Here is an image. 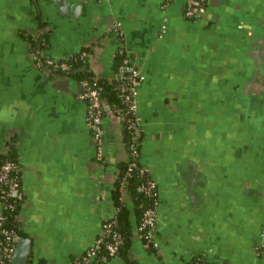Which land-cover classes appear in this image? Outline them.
I'll list each match as a JSON object with an SVG mask.
<instances>
[{
  "label": "crops",
  "instance_id": "crops-1",
  "mask_svg": "<svg viewBox=\"0 0 264 264\" xmlns=\"http://www.w3.org/2000/svg\"><path fill=\"white\" fill-rule=\"evenodd\" d=\"M0 0V150L13 137L22 167L25 263L75 264L117 213L116 164L128 159L120 116L104 105L103 163L82 86L33 64L27 36L65 59L91 46L112 78L124 47L145 79L140 162L159 191L156 246L139 238L138 264H264V0ZM42 24V25H41ZM32 59V60H31ZM106 162V163H105ZM106 264H126L113 257Z\"/></svg>",
  "mask_w": 264,
  "mask_h": 264
},
{
  "label": "trees",
  "instance_id": "trees-1",
  "mask_svg": "<svg viewBox=\"0 0 264 264\" xmlns=\"http://www.w3.org/2000/svg\"><path fill=\"white\" fill-rule=\"evenodd\" d=\"M206 1L207 0H205L203 3V8L206 5ZM47 37L48 32H46L45 30H42L37 40L29 35L27 36L30 42L31 52L39 51L42 54L43 61L47 57H50V55L45 52ZM84 52L91 54L93 52V49L91 46L82 47L80 49V52L62 59L69 65V68L67 70L55 69L51 73L55 75H68L78 80V82L87 80L90 85L96 86L103 104H109L110 110L117 113L121 118L123 142L129 156L127 160H121L116 164L117 175L115 178L114 186L111 190V199L113 205L117 210V213L113 217H108L106 218V220L104 219L103 223L105 221L110 222L112 224L111 230L117 231L121 236V243L119 244L118 250L114 257L122 258L126 264H138L136 259L132 258L131 256V246L134 239L133 224L131 221V210L128 204L123 199V193L128 191L132 198L136 223L139 226L141 224L145 211L148 208L154 207L157 202L159 203V191L157 184L151 176L149 170L140 162V148L143 133L141 132L136 139L133 138V128L129 126V118L131 117V115L128 113V105L122 99L120 93V87L123 84L124 80L120 78L119 67L123 63L125 58H132V55H130L124 47H118L113 60V69L115 71V74L112 78L108 79L103 78L94 72L91 65L90 54L85 55ZM43 67L45 68V66H42V68ZM84 89L86 88H82V91ZM14 140L15 139L11 137L7 142L8 150L4 153H0V163H4L7 161L15 163L17 165L16 170L11 172L10 176L14 179L19 180L20 184L22 185V167L18 160ZM133 143H135V148L139 153V155L135 157L132 156L133 149L131 146L133 145ZM99 161L103 163V157L99 158ZM130 167H132L131 171L129 170ZM150 181L155 182V188L153 189L152 194H148L145 190V186H147ZM11 200L15 201L16 208L12 209L5 205L2 206L0 208V221L2 222L4 228H7L9 230L14 229L20 236L22 235V230L19 227V220L17 219L16 214L19 213L23 201L18 200L17 196H11ZM139 238L146 246L150 248L155 247L152 245V243L149 242V240H147L144 231H142V237L139 236ZM104 240L105 245L106 243L113 241L114 239L112 237V233H106ZM105 245L100 250L99 256H101V254H107L108 259L102 261L99 257L96 264H106L113 258L108 255V251ZM85 254L86 253L84 252L80 256L74 257V263L84 264L83 256ZM199 259L201 258H196L192 264H197V262H199ZM206 264L208 263L206 262Z\"/></svg>",
  "mask_w": 264,
  "mask_h": 264
},
{
  "label": "built area",
  "instance_id": "built-area-1",
  "mask_svg": "<svg viewBox=\"0 0 264 264\" xmlns=\"http://www.w3.org/2000/svg\"><path fill=\"white\" fill-rule=\"evenodd\" d=\"M205 0H186L184 14L187 18H199L203 12V3ZM84 54H90L84 52ZM33 60L37 63L38 66H45L44 70L46 72H52L55 69L67 70L69 65L64 60L55 59L52 57H47L44 61L42 60V54L39 51L31 52ZM92 54H90L91 59ZM46 62V63H44ZM92 63V62H91ZM120 78L124 80L123 84L120 87V93L122 99L128 105V113L131 115L129 118V126L133 128L134 139H136L141 133L140 126V116L138 114V94L139 86L145 79L141 68L136 64L132 58H125L123 63L119 67ZM82 88L84 89L79 97L82 100H85L88 103L87 110V124L93 131V139L97 147L98 157H102V152L104 149V129H103V114H104V105L102 99L99 96V91L96 86L90 85L87 80H82L80 82ZM132 147V156L139 155L138 151L135 148V143ZM6 146L5 150H0V153L6 152L8 149ZM17 165L11 161L0 163V208L2 206H8L10 208H16L15 201L11 200V196H17L18 200L24 198V192L22 191V185L19 180L14 179L10 176V173L16 170ZM132 170V167L129 168ZM155 188V182H149L145 186V190L148 194L153 193ZM159 203L157 202L154 207L148 208L142 218L141 224L137 227L138 236L142 237V231L145 232L147 240L152 243L153 246H156V210ZM17 219L19 220V227L21 229L22 224V215L19 213L16 214ZM106 220V219H105ZM112 224L110 222H104L102 224L101 230L97 237L94 240L93 245L85 251L83 256L84 264H96L97 259L104 261L108 259L107 254H101L99 252L102 247L105 245L104 238L106 233H112L113 241L106 243V248L108 255L114 257L119 244L121 243V236L117 231L111 230ZM19 234L14 229L4 228L2 222L0 221V264H12L14 257L15 246ZM197 264H206V260L201 258L198 260ZM219 264H231L229 262H220Z\"/></svg>",
  "mask_w": 264,
  "mask_h": 264
},
{
  "label": "water",
  "instance_id": "water-1",
  "mask_svg": "<svg viewBox=\"0 0 264 264\" xmlns=\"http://www.w3.org/2000/svg\"><path fill=\"white\" fill-rule=\"evenodd\" d=\"M19 242H22V246H23V244H24V246H26V244L28 246V244H29V240H27L24 237H20L19 238ZM27 254H28L27 250L24 252L23 248L17 247V249L15 251V259H14V261L15 262L18 261L19 263H25V261L27 259Z\"/></svg>",
  "mask_w": 264,
  "mask_h": 264
},
{
  "label": "rangeland",
  "instance_id": "rangeland-1",
  "mask_svg": "<svg viewBox=\"0 0 264 264\" xmlns=\"http://www.w3.org/2000/svg\"><path fill=\"white\" fill-rule=\"evenodd\" d=\"M34 39L37 40L38 37H36V38H34ZM29 50H30V48H29ZM78 52H80V50H79ZM76 53H77V52H76ZM30 54H31V50H30ZM50 57L55 58V59H60V60H62L61 58H57L56 56H50ZM31 60H32V59H31ZM32 62H33V64H35V65L41 70V67L38 66L37 63H36L34 60H32Z\"/></svg>",
  "mask_w": 264,
  "mask_h": 264
}]
</instances>
